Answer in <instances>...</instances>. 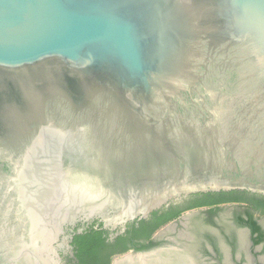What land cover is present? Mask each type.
<instances>
[{
	"label": "water",
	"instance_id": "1",
	"mask_svg": "<svg viewBox=\"0 0 264 264\" xmlns=\"http://www.w3.org/2000/svg\"><path fill=\"white\" fill-rule=\"evenodd\" d=\"M233 189L264 194V0H0V264H45L50 213Z\"/></svg>",
	"mask_w": 264,
	"mask_h": 264
},
{
	"label": "flooded vegetation",
	"instance_id": "2",
	"mask_svg": "<svg viewBox=\"0 0 264 264\" xmlns=\"http://www.w3.org/2000/svg\"><path fill=\"white\" fill-rule=\"evenodd\" d=\"M47 218L51 238L45 264H78L73 235L90 224L70 211ZM126 230L129 237L118 246L126 249L114 254L110 264L133 257L139 258L137 264H264V194L233 189L172 196L146 216L108 229L107 237Z\"/></svg>",
	"mask_w": 264,
	"mask_h": 264
},
{
	"label": "trees",
	"instance_id": "3",
	"mask_svg": "<svg viewBox=\"0 0 264 264\" xmlns=\"http://www.w3.org/2000/svg\"><path fill=\"white\" fill-rule=\"evenodd\" d=\"M166 219L163 218L159 222H163ZM139 224L143 228L145 221L140 220ZM95 225L96 222L91 223L81 233H76L75 230L72 244L75 248L78 264H110L114 254L126 249V246L121 248H118V246L128 239V230L118 233L110 240L107 237V230L101 228V223L97 227ZM154 228L150 229L147 236L152 233Z\"/></svg>",
	"mask_w": 264,
	"mask_h": 264
},
{
	"label": "bare ground",
	"instance_id": "4",
	"mask_svg": "<svg viewBox=\"0 0 264 264\" xmlns=\"http://www.w3.org/2000/svg\"><path fill=\"white\" fill-rule=\"evenodd\" d=\"M137 257V256H136ZM141 258V257H140ZM146 259V258H145ZM136 260H138V262H139V258L138 259H136ZM136 260H135V258L133 257V258H131V259H129L128 258V260L127 261H124V262H122L121 264H137L136 263Z\"/></svg>",
	"mask_w": 264,
	"mask_h": 264
}]
</instances>
